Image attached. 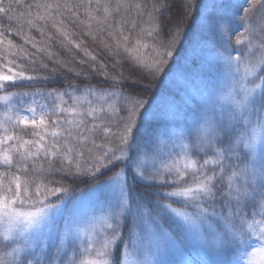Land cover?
<instances>
[{
  "label": "snow or ice",
  "instance_id": "6c2138e0",
  "mask_svg": "<svg viewBox=\"0 0 264 264\" xmlns=\"http://www.w3.org/2000/svg\"><path fill=\"white\" fill-rule=\"evenodd\" d=\"M69 25L107 87L8 91ZM0 93V264H264V0H0Z\"/></svg>",
  "mask_w": 264,
  "mask_h": 264
},
{
  "label": "trees",
  "instance_id": "16d2710c",
  "mask_svg": "<svg viewBox=\"0 0 264 264\" xmlns=\"http://www.w3.org/2000/svg\"><path fill=\"white\" fill-rule=\"evenodd\" d=\"M27 2L30 3L32 0H27ZM81 19H83V15H81ZM4 23L7 22L5 21ZM69 28L76 34L73 36L76 43L83 41L80 49H77L74 45L65 47L61 44L63 38L58 36V34L55 33V29H52L50 26L46 29V32L53 34V39L51 41H47L46 38L42 39L38 32H32V35L38 42V47L46 49L43 52H38L37 49L31 47V44H24V41L18 36H15L14 34L9 35V39H12L17 45H23L30 54H34V64L25 61L28 74L47 76L48 81L45 82L42 80L39 83L23 82L18 84L15 88L8 89V91H33L36 89L46 91L49 89H64L70 84L80 86L93 84L97 87H107V84H97V81L103 79L99 74V65L100 63L105 64L109 74H115L112 65L116 63V57H114L109 52L108 48L104 46L105 44L113 45L114 42L106 33L98 35L97 38L93 40L91 36L84 35L86 29L82 26L69 25ZM93 31H95V26L93 27ZM85 50L96 56L95 62L92 61L91 56L85 55ZM49 51L53 54L51 57H49ZM119 56L121 64L117 65V68L120 71H123L125 76L137 79L138 76L133 75V69L130 62L126 59V54L121 50ZM94 64L96 67L95 71H93ZM44 65H47V67L45 68ZM77 73L80 75H77ZM85 77H87V79ZM0 111H2V109H0ZM87 186V184L80 185L81 188Z\"/></svg>",
  "mask_w": 264,
  "mask_h": 264
},
{
  "label": "rangeland",
  "instance_id": "374dc122",
  "mask_svg": "<svg viewBox=\"0 0 264 264\" xmlns=\"http://www.w3.org/2000/svg\"><path fill=\"white\" fill-rule=\"evenodd\" d=\"M66 99H67V97H66Z\"/></svg>",
  "mask_w": 264,
  "mask_h": 264
}]
</instances>
